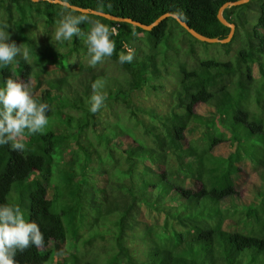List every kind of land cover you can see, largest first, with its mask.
I'll use <instances>...</instances> for the list:
<instances>
[{"label":"trees","instance_id":"trees-1","mask_svg":"<svg viewBox=\"0 0 264 264\" xmlns=\"http://www.w3.org/2000/svg\"><path fill=\"white\" fill-rule=\"evenodd\" d=\"M233 1L67 3L145 25L168 13L203 36L224 39L230 28L217 14ZM0 4L10 14L14 6L18 25L31 20L33 11L46 26L58 23L61 13L85 15L82 33L99 21L115 42L110 57L70 70L71 54L87 57L83 36L44 55L18 26L28 58L17 55L0 69V86L6 78L24 82L50 110L43 134L25 131L18 138L22 151L0 145V204L18 205L44 236L42 246L17 251L16 264H264V0L222 11L235 27L225 44L201 42L171 17L146 31L43 0ZM213 44L220 47L206 46ZM64 46L68 49L60 52ZM128 48L134 50L133 61L119 63ZM59 69L63 75L55 73ZM50 71L55 74L47 75ZM97 81L102 87L95 91L105 101L91 113ZM35 86L41 92L35 93ZM142 90L167 93L166 112L136 104L133 93ZM194 130L196 136H189ZM221 144L229 147L224 155L215 152ZM245 159L255 164L259 177L255 200L248 204L238 201L235 182L245 175L236 163ZM93 161L97 168L88 173ZM93 171L100 172L101 184ZM226 221L235 227L225 229ZM89 226L85 238L82 230ZM96 240L107 242L106 250L101 247L109 255L103 253L104 263L76 248L77 242L86 248ZM137 241L139 251L129 243Z\"/></svg>","mask_w":264,"mask_h":264},{"label":"clouds","instance_id":"clouds-1","mask_svg":"<svg viewBox=\"0 0 264 264\" xmlns=\"http://www.w3.org/2000/svg\"><path fill=\"white\" fill-rule=\"evenodd\" d=\"M67 0H64L66 3ZM63 7V4H62ZM87 17L61 13L54 32L57 43L70 42L74 37L83 36L86 46L87 63L95 66L105 57H110L115 49V42L110 39L112 32L103 23L95 21L87 33H82L81 25ZM6 22H0V69L10 65L17 55L25 60L26 50H22L10 39ZM134 50L127 49L126 53L118 56V62L131 63ZM75 60L72 61L74 63ZM102 87V82L93 83L94 94L89 98L88 111L96 113L104 104L105 96L95 90ZM49 105L31 95L26 83L13 78H6L0 86V145L10 144L16 151H22L24 143L18 138L25 131L29 135L43 134L48 124L46 113ZM44 243L43 233L35 222L24 218L21 208L15 204H0V264H16L15 255L29 246L40 247Z\"/></svg>","mask_w":264,"mask_h":264},{"label":"rangeland","instance_id":"rangeland-1","mask_svg":"<svg viewBox=\"0 0 264 264\" xmlns=\"http://www.w3.org/2000/svg\"><path fill=\"white\" fill-rule=\"evenodd\" d=\"M12 9V13L10 14L7 11H3L1 4H0V22H6L8 25H10V27L7 29V31L10 33V39L12 41H14L17 45H20L22 50H26L27 51V45L25 44V42L21 39V33L19 31L18 26H22L23 31L25 32V34H27V36L29 37L28 39L35 45L36 51L37 52H41L45 54H50L55 52V49L57 48V46H59V43L55 42L53 37H54V32L55 29L57 27V23H54L52 26H46V23L43 21V19L41 18V15L38 13H35V11H33L32 13V19L29 21H24V22H20V24L18 25V14H17V10L14 8V6H11ZM8 16H12L11 18H13V22H9L7 20ZM208 48L216 50L218 47H220L217 44H213V45H206ZM202 47H199L197 45V49H201ZM68 49L67 46L64 47H60V52H64ZM28 53V51H27ZM75 60L74 63H72V61ZM88 60V58L82 54V53H73L70 55V59H68V67L70 70H77L78 65L81 62H86ZM55 73L57 74H64V71H62L61 69L55 71ZM53 71L48 72L47 75H53L55 74ZM45 75V76H47ZM32 83H36V81H31ZM173 85H171V83L167 82V89H171ZM40 88L38 86H35V93H39ZM133 101L141 106L144 107H151L154 108L156 110V112H166L167 110V102H168V95L167 93L163 92L160 95H152V94H148L146 90H142L136 93H133ZM198 133V130H194V131H190V133L188 134L189 136L191 135V137H195L196 134ZM229 151V147L226 144H221L220 146L216 147L215 152L218 155H224L226 154V152ZM65 157L66 159L69 158L68 153H65ZM55 159L57 158V154L54 157ZM93 163V164H92ZM95 163V164H94ZM236 165L238 167H240L241 169L245 170V175L243 176H239L237 178H235V182H236V187L238 190V201L242 204H248V200L253 199L255 193L257 192V186H258V182H259V177L257 178V167L255 166V164H253L251 161H249L248 159L242 160L238 163H236ZM91 166H93L94 168H97V162H91L90 166L88 167V173L91 172L90 168ZM95 174L93 175L94 180L97 181L98 184H101V176L99 175L100 172L99 171H93ZM98 173V174H97ZM45 176H50L49 173H45ZM48 184H50V182H48ZM49 197L52 195V185H49ZM147 220H151V218H147ZM91 226L84 228V230H82L84 237L87 238L89 236V228ZM102 227V226H101ZM235 226H232L231 221H226L225 224V229H233ZM91 229V228H90ZM73 242V240L71 241ZM130 246L132 249L134 250H141L142 249V245L140 241L137 242H129ZM75 244V243H74ZM70 246V242H67V249H69L71 252H75V250L69 247ZM107 248V242L105 240H96L92 246L87 245L86 248H83L82 243L77 242L76 243V248L79 250V252H82L83 250L86 251V257L87 258H91L95 255L100 256L101 258V262L104 263V259H105V254H103L105 252V250L103 251V249ZM98 253V254H96ZM106 255H108L107 252H105ZM62 257L64 255H67L66 253H62L60 254ZM109 256V255H108ZM80 259H84V256L79 255ZM104 258V259H103ZM124 262H122L123 264Z\"/></svg>","mask_w":264,"mask_h":264},{"label":"water","instance_id":"water-1","mask_svg":"<svg viewBox=\"0 0 264 264\" xmlns=\"http://www.w3.org/2000/svg\"><path fill=\"white\" fill-rule=\"evenodd\" d=\"M32 2H37L38 0H31ZM43 1H47L50 3H54V4H59L62 5L70 10L76 11V12H80L82 14H91L94 16H98V17H102L105 19H108L110 21H114V22H126V23H130L138 28H141L143 30L146 31H150L153 29V27L157 26L162 20H164L166 17H171L177 20V22L191 35L193 36L195 39L201 41V42H206V43H220V44H225L228 43L231 38L233 37L234 34V24L228 23L222 16V11L227 8V7H231V6H238V5H242V4H246L247 2H249L250 0H236L233 2H228L225 3L224 5H222L218 11L217 17L218 20L226 27L230 28L229 34L227 35L226 38L224 39H218V38H210V37H206L203 36L199 33H197L196 31H194L193 29H191L190 27H188L185 23L181 22L175 15H171V14H163L160 17H158L154 22H152L151 24L145 25L142 24L140 22H136L133 21L131 19L128 18H120V17H115L113 15L107 14L105 12H101L98 10H93V9H83L74 5H70L69 3H64L60 0H43Z\"/></svg>","mask_w":264,"mask_h":264}]
</instances>
